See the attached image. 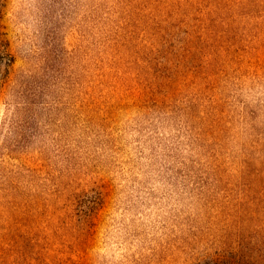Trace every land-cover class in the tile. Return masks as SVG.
I'll return each instance as SVG.
<instances>
[{
	"label": "rangeland",
	"instance_id": "obj_1",
	"mask_svg": "<svg viewBox=\"0 0 264 264\" xmlns=\"http://www.w3.org/2000/svg\"><path fill=\"white\" fill-rule=\"evenodd\" d=\"M0 264H264V0H0Z\"/></svg>",
	"mask_w": 264,
	"mask_h": 264
}]
</instances>
